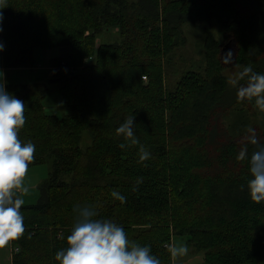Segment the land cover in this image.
<instances>
[{"label":"trees","instance_id":"trees-1","mask_svg":"<svg viewBox=\"0 0 264 264\" xmlns=\"http://www.w3.org/2000/svg\"><path fill=\"white\" fill-rule=\"evenodd\" d=\"M0 43L3 65L33 68L36 49H61L52 63L67 112L47 113L42 83L6 84L26 105L21 140L36 147L29 168L51 162L35 204L22 205L25 234L12 241L13 264H60L75 205L91 204L121 225L130 240L151 246L161 264H173L167 245L185 237L205 264H264V201H252L238 141L248 126L264 143V112L238 102L228 83L222 48L233 42L236 68L264 74V3L243 0H6ZM226 13L224 38L214 20ZM203 39L205 68L167 84L165 62L190 40ZM113 31L120 42L101 43ZM143 77H146L144 79ZM134 114L135 134L151 153L116 128ZM251 152V148L249 149ZM140 183L137 184V181ZM136 191H133V187ZM113 190L126 202L111 196ZM60 233L64 239H59ZM31 234V239L28 235Z\"/></svg>","mask_w":264,"mask_h":264},{"label":"clouds","instance_id":"clouds-1","mask_svg":"<svg viewBox=\"0 0 264 264\" xmlns=\"http://www.w3.org/2000/svg\"><path fill=\"white\" fill-rule=\"evenodd\" d=\"M5 7L6 0H0V9ZM2 20L0 12V24ZM3 49L4 45L0 43V52ZM232 57L229 50L221 60L225 65H231L234 63ZM3 75L0 70V249L25 234L21 212L25 201L21 196L29 193L24 181L36 151L32 141L25 142L18 135L25 125L26 105L6 91ZM228 83L236 88L238 102L254 101V106L264 112V74L247 65L241 71L230 74ZM135 126L134 114L125 117L119 124L115 132L123 142L118 147L138 146L139 161H147L151 153L140 143ZM238 143L240 148L236 159L247 163L250 177L246 185L248 194L252 201L259 204L264 201V143L251 126L246 128ZM139 183L140 180L137 181ZM136 190L134 186L133 191ZM111 196L121 204L126 202V197L116 190L111 192ZM73 212L74 221L66 239L67 247L55 253V260L60 264H161L160 259L151 254V246H141L130 240L121 225L100 217L97 206L75 205ZM27 238L31 239V234ZM59 239H64L63 233H60ZM167 248L173 258L186 256L189 252V246L183 240L173 241Z\"/></svg>","mask_w":264,"mask_h":264},{"label":"rangeland","instance_id":"rangeland-1","mask_svg":"<svg viewBox=\"0 0 264 264\" xmlns=\"http://www.w3.org/2000/svg\"><path fill=\"white\" fill-rule=\"evenodd\" d=\"M136 1V0H132ZM245 4L250 2V4L256 6L258 4L264 3V0H243ZM234 17L230 14L221 13L214 20V28L213 33L219 41H222L224 38V32L222 29L223 21L233 20ZM186 36L190 40L186 47L176 51V53L172 54L171 57L168 58L165 62L166 66V78L167 84L171 87L174 86L178 78L184 74L186 71H200L203 70L206 66L205 58H204V50H203V39H201L199 34H196L195 30L187 26L185 28ZM198 35V36H197ZM98 45L101 43H115L120 42V34L118 31H113L107 34L101 35V38L98 39ZM202 42V43H201ZM225 43L224 45H226ZM223 45V48L225 47ZM222 48V57L227 53H223ZM60 50L58 48L55 49H36L34 52V58L36 59V65L33 68H8L6 73H9L3 79L6 81L5 84H35L37 81H42L43 84L47 85L49 88L48 95L44 101L45 111L47 113L55 114L59 117L63 116L67 109L65 107L64 98L61 95L60 85L57 83H52V79H56L53 77V71H51V66L56 58L60 54ZM232 54H234L233 49H230ZM1 53V52H0ZM233 59V57H232ZM2 65V64H0ZM227 70L225 71V75L229 77L230 74L241 71L240 68H236L235 64L226 65ZM0 70H2L0 68ZM51 162L40 164L38 167L28 168V174L24 181V186L29 188V193L27 195H22L21 198L24 199L27 204H35L39 201L41 197V193L39 191L40 186L47 180L48 176L52 171ZM185 238V237H184ZM186 240V238H185ZM173 242V239L171 240ZM186 242H188L186 240ZM189 254V255H188ZM187 256H185L184 261L188 264L197 263V264H205L203 253L196 252L195 249H189ZM7 258V259H6ZM8 255L3 250L0 252V264H8ZM179 264V261H177Z\"/></svg>","mask_w":264,"mask_h":264},{"label":"crops","instance_id":"crops-1","mask_svg":"<svg viewBox=\"0 0 264 264\" xmlns=\"http://www.w3.org/2000/svg\"><path fill=\"white\" fill-rule=\"evenodd\" d=\"M67 54V51L64 49V48H61V50H60V54L58 55V56H56V58L55 59H58V58H61L62 56H65ZM54 59V60H55ZM0 64H2V65H0V68L2 69V72H3V78L4 77H6L9 73H6V71L5 70H7L5 67H4V65H3V59H2V55H1V53H0ZM51 71H52V66H51ZM36 83H42L43 84V82L42 81H37ZM35 83V84H36ZM6 85V84H5ZM45 85V84H44ZM176 240H183V241H186L185 240V238L184 237H181V236H177V237H174L173 238V241H176ZM5 251L6 253H7V255H8V260H7V262H8V264H13V262H12V260H13V254H14V248H13V245H12V241L9 243V245L7 246V247H5V248H3V249H0V252L1 251ZM189 255V254H188ZM187 256V255H186ZM185 256H183V257H176V258H173V264H177V261H179V264H188L186 261H184V259H182V258H184ZM7 259V258H6ZM192 264H197V263H192Z\"/></svg>","mask_w":264,"mask_h":264},{"label":"water","instance_id":"water-1","mask_svg":"<svg viewBox=\"0 0 264 264\" xmlns=\"http://www.w3.org/2000/svg\"><path fill=\"white\" fill-rule=\"evenodd\" d=\"M234 43L233 42H229L226 45H224L225 47L223 48V53L228 52L230 49H233V52L235 53V49H234ZM60 80L59 79H52L51 82L52 83H58Z\"/></svg>","mask_w":264,"mask_h":264},{"label":"built area","instance_id":"built-area-1","mask_svg":"<svg viewBox=\"0 0 264 264\" xmlns=\"http://www.w3.org/2000/svg\"><path fill=\"white\" fill-rule=\"evenodd\" d=\"M144 79H146V77H143ZM17 251H19L18 248L14 249V253H16Z\"/></svg>","mask_w":264,"mask_h":264}]
</instances>
